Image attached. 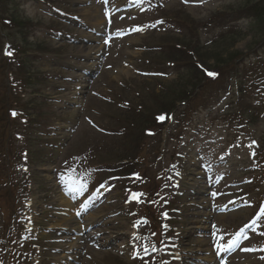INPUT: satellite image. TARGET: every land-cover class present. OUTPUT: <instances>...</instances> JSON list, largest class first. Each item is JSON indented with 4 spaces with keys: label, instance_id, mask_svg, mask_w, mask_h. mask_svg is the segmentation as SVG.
Here are the masks:
<instances>
[{
    "label": "rangeland",
    "instance_id": "obj_1",
    "mask_svg": "<svg viewBox=\"0 0 264 264\" xmlns=\"http://www.w3.org/2000/svg\"><path fill=\"white\" fill-rule=\"evenodd\" d=\"M256 1L9 0L0 8L2 19L16 9L33 21L25 35L0 21L10 30L0 34V47L10 36L28 55L41 44L57 51L21 56L24 72L11 68L27 83L25 94L11 91V80L0 74V142L9 143L7 151L0 146V264H61L67 248L62 235H69L76 216L89 218L90 230L104 234V241L120 237L125 246L119 252L85 241L81 264H200L198 250L218 264H264V156L254 145L262 144L264 153V84L256 74L246 77L240 105L236 79L194 91L191 61L177 68L188 46L204 54L209 67L227 60V52L246 53L259 40L252 28L259 35L262 23L238 10ZM91 50L99 51L96 60ZM197 53L195 60L202 61ZM85 69L84 98L67 104L74 102ZM188 90L193 101L178 104ZM23 103H30L28 109ZM162 106L180 109L170 111L165 126H152L149 120ZM18 109L41 123L51 121L44 137L50 140L29 138L20 118L11 116ZM49 146L53 160L37 159ZM94 164L101 166L93 171ZM50 167L55 171L42 172ZM113 174L129 180L115 181ZM11 182L31 186L28 196L20 194L15 233L5 225L14 199ZM149 199L163 238L154 223L149 233L146 216L154 211L142 207ZM42 247L49 249L40 255Z\"/></svg>",
    "mask_w": 264,
    "mask_h": 264
},
{
    "label": "trees",
    "instance_id": "obj_2",
    "mask_svg": "<svg viewBox=\"0 0 264 264\" xmlns=\"http://www.w3.org/2000/svg\"><path fill=\"white\" fill-rule=\"evenodd\" d=\"M8 1L9 0H0V8H5ZM238 12H243L246 17H248V16H249V18L252 17V19H256V20L260 21V23L263 24V25L261 24V26L259 27L258 34L260 36L255 34L256 36H258L260 38V40H257L255 44H256V46L264 47V0H258L255 3H251L249 5H246L245 7L238 10ZM14 13H16V14H14ZM0 21L2 23H4L6 25V27L13 28V30H11V31H15V28H23V30L20 31V33H19L21 35L28 34V28H26V25H33L32 21H30L29 19L24 18L23 16L19 15L16 9L13 11V14L11 16L7 17V19L6 18H3V19L0 18ZM6 21H9V23L6 24L5 23ZM5 31H10V30L9 29H2L0 27V34H3V36H4ZM9 37H7V39H9L10 42H12V43L15 42L14 40H11V38H9ZM12 51L19 53L21 55L27 54L26 49H24V48L22 49L19 45H14L12 48ZM182 52L183 53L180 55V57L183 60H185L184 58H187V60H185V61L182 60V63L183 62L188 63V61H191V63H192L191 65H192L193 69L191 68V65L189 66V68H191V70L188 69V71H189L188 72V78H189V76L191 77V79L188 82L190 84V87H193L194 91L197 90V87L200 86L201 84H202V88H207L212 83H215L216 81H219L223 78L225 79L227 77H231V75H230L231 71H235V70H232L231 68L226 67L228 65V61L229 60L230 61L238 60L239 58L243 57V55L238 53V52L237 53L227 52V56L229 59L222 61V62H220V60H219L218 63L215 64L214 67H209L206 65L207 61H205V59H202V55L204 56V54H202V55L198 54L197 53L198 49H196L195 47L188 46V48L187 49L184 48L182 50ZM193 52H196L200 56L202 61L195 60ZM30 56H31L30 54L26 55L27 58H29ZM17 62H18V59L16 56L10 60L4 59V58H2L0 60V74L2 75V77L4 79L11 80V83H12V85H10L11 91H13V88H14V86H16L17 80L19 79V75L17 74V76H16L14 71L13 72L11 71V68L13 66H18V68H20V69H22L24 67L23 66L24 62L19 63V64ZM206 70L213 71L214 77L213 78L207 77L205 74ZM11 72L13 73L12 77H11ZM239 82H240V89L242 91V92H239V93H241L240 94L241 100L239 102V104L241 105L244 102V99L246 98V92H245L246 90L244 88V84L242 83V80L239 79ZM185 92H187V93H185V96L183 98H181L180 101H185V102L189 101L191 103L193 100L190 97V95L193 94L192 96H194L193 91L188 90ZM22 106H24V105H22ZM251 107L253 109H256L254 106H251ZM174 108L177 109L176 106H174ZM138 149H139V147H138Z\"/></svg>",
    "mask_w": 264,
    "mask_h": 264
},
{
    "label": "bare ground",
    "instance_id": "obj_3",
    "mask_svg": "<svg viewBox=\"0 0 264 264\" xmlns=\"http://www.w3.org/2000/svg\"><path fill=\"white\" fill-rule=\"evenodd\" d=\"M94 52V54H97L98 51H93L91 50L89 53H92ZM80 94V93H78ZM62 201L64 203H67V205H69V200L68 199H65V198H61ZM90 223V221L88 222H85L84 225L81 224V221L80 222H76L75 224H73V227L70 229L71 231V234L73 235V237H69L68 240L69 241H72V246L74 247V249H77L79 248V246L82 245V232L84 230V228ZM70 264V263H69Z\"/></svg>",
    "mask_w": 264,
    "mask_h": 264
},
{
    "label": "snow or ice",
    "instance_id": "obj_4",
    "mask_svg": "<svg viewBox=\"0 0 264 264\" xmlns=\"http://www.w3.org/2000/svg\"><path fill=\"white\" fill-rule=\"evenodd\" d=\"M209 75H214L212 73H209ZM253 143H255V141H253ZM83 187V186H82ZM139 195H143L142 193L139 194ZM166 215V214H165ZM261 216H264V209L261 210V213H260ZM253 223H255V221H253Z\"/></svg>",
    "mask_w": 264,
    "mask_h": 264
}]
</instances>
